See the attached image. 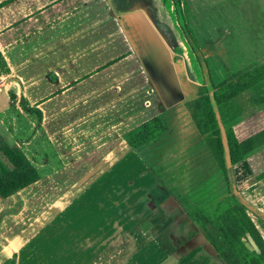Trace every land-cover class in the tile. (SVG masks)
<instances>
[{
    "label": "crops",
    "instance_id": "crops-1",
    "mask_svg": "<svg viewBox=\"0 0 264 264\" xmlns=\"http://www.w3.org/2000/svg\"><path fill=\"white\" fill-rule=\"evenodd\" d=\"M164 1L168 14L179 10L181 28L187 31L182 30L183 40L188 35L199 49L197 28L192 25L196 20L190 19L189 6L183 0L177 4L173 0H0V121L21 117L26 129L20 130L30 131L17 142L12 138L15 127L9 128L6 136H0V143L19 147L36 169L38 183L54 185L58 171L48 169L73 167L72 163H80L83 169L73 185L108 183L104 176L112 168L120 169L117 179L123 183L124 168L133 165L135 151L127 145L125 133L154 115H160L165 124L162 101L148 82L143 68L147 62L142 59L146 55L161 56L165 65H170L174 45L166 42L169 37L161 26L166 18ZM195 5L191 7L194 10ZM186 46L181 44L182 56ZM184 110L189 118L185 107ZM258 118L261 115L252 109L237 117L232 125L235 135L237 121L245 124L243 136L264 127ZM165 130L166 125L159 136ZM159 136L137 148L155 144ZM33 139L35 148L30 146ZM29 151L33 153L30 156ZM35 153L36 157L41 155L38 160ZM229 168L233 189L251 205L252 209L247 208L245 213L264 244V146ZM69 185L67 189L58 188L52 197L54 214L71 201L73 191ZM146 195L149 207L148 191ZM181 208L172 205L154 218L156 223L167 219V223H161V232L171 258L164 264L214 262L216 257L208 243L196 233L198 225ZM105 214L101 209L100 223L95 219L87 229L101 233L100 251L103 231L107 233L104 248L109 246V229L103 226ZM2 239L0 264H15L11 252L16 251L17 241ZM67 242L66 247L76 243L72 238ZM96 243L84 246L89 253L87 263L98 258ZM136 258L133 263L143 262ZM153 261L158 264L155 258ZM100 263H107V256Z\"/></svg>",
    "mask_w": 264,
    "mask_h": 264
},
{
    "label": "rangeland",
    "instance_id": "rangeland-1",
    "mask_svg": "<svg viewBox=\"0 0 264 264\" xmlns=\"http://www.w3.org/2000/svg\"><path fill=\"white\" fill-rule=\"evenodd\" d=\"M183 2L189 6L190 19L196 20L192 25L197 28L199 49L188 46L183 40L179 10L176 8L172 15L168 14L165 2L166 18L161 26L169 37L166 42L174 45L170 65H165L161 56L142 57L147 62L143 68L148 82L162 101L166 130L155 144L135 148L133 165L124 168L123 183L117 179L120 169L112 168L104 176L108 183L73 185L83 169L78 166L80 163H72L73 167L48 169L58 171L54 185L35 180L9 194L7 199L0 197V241L2 237L17 241L16 251L11 252L15 264H90L86 262L89 253L84 246L96 241L98 258L91 264H132L134 256L143 262L133 264H150L149 261L152 264L154 258L158 264H164L171 258L169 247L163 243L164 232H161V223H167V219L161 218L162 222L156 223L154 218L166 213L172 205L181 206L186 216L214 200L231 207L234 202L227 195L231 190L238 201L252 209L239 191H234L230 170L227 172L230 184L222 183L221 171L185 114L184 102L194 97L200 84H207L209 80L217 82L264 62V0ZM197 2L202 7L195 5ZM194 5L195 10L191 8ZM182 43L187 45L185 56H182ZM251 109L261 115L258 120L264 124V102ZM2 119L0 136H6L12 127H15L12 138L17 142L30 134V131L20 130V127L26 129L21 117ZM234 128L239 138L246 132L241 121H237ZM30 146L35 148V139ZM33 156L38 160L41 155ZM69 184L73 197L54 214L52 197L58 193V188L67 189ZM18 208L20 212L15 213ZM101 209L106 213L102 216L103 226L109 229L107 249L104 248L107 233H102V251L101 233L87 231L95 219L100 223ZM69 238L76 241L72 247H66ZM106 256L107 263H100ZM213 260L222 264L218 258ZM172 264L179 263L173 261Z\"/></svg>",
    "mask_w": 264,
    "mask_h": 264
},
{
    "label": "trees",
    "instance_id": "trees-1",
    "mask_svg": "<svg viewBox=\"0 0 264 264\" xmlns=\"http://www.w3.org/2000/svg\"><path fill=\"white\" fill-rule=\"evenodd\" d=\"M173 2L177 4L178 0ZM185 38L188 45L194 47L188 35ZM263 101L264 62L217 82L209 80L207 84H200L194 97L184 102L196 132L227 185L230 184L227 179L230 165L264 146V127L239 138L232 125L237 117ZM164 129L161 116L154 115L127 131L124 139L129 147L137 148L158 137ZM37 178L36 169L19 147L0 143V197L16 192ZM227 193L234 202L231 207L224 202H214L191 215L198 225L196 233L202 236L213 256L223 264H264V244L245 213L246 206L237 200L231 190ZM251 212L257 216L255 211ZM246 231L255 240L257 251L249 250L243 244L241 236Z\"/></svg>",
    "mask_w": 264,
    "mask_h": 264
},
{
    "label": "water",
    "instance_id": "water-1",
    "mask_svg": "<svg viewBox=\"0 0 264 264\" xmlns=\"http://www.w3.org/2000/svg\"><path fill=\"white\" fill-rule=\"evenodd\" d=\"M220 130H222V128L220 127ZM245 238V240H244ZM241 240L243 241V244L245 245V247L249 250L253 249L255 251H257V246L255 244V242L253 241V239L251 238V236L249 235L248 232H244V235L241 236Z\"/></svg>",
    "mask_w": 264,
    "mask_h": 264
}]
</instances>
